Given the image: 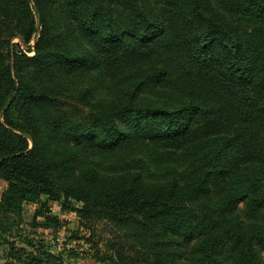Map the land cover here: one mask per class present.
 Listing matches in <instances>:
<instances>
[{
  "label": "trees",
  "instance_id": "obj_1",
  "mask_svg": "<svg viewBox=\"0 0 264 264\" xmlns=\"http://www.w3.org/2000/svg\"><path fill=\"white\" fill-rule=\"evenodd\" d=\"M0 179L5 264L64 263L7 235L50 200L111 264H264V0H0Z\"/></svg>",
  "mask_w": 264,
  "mask_h": 264
},
{
  "label": "rangeland",
  "instance_id": "obj_2",
  "mask_svg": "<svg viewBox=\"0 0 264 264\" xmlns=\"http://www.w3.org/2000/svg\"><path fill=\"white\" fill-rule=\"evenodd\" d=\"M29 54L32 55L33 52ZM6 185L7 182L0 179V198ZM49 206L54 214L60 215L66 221L64 227L55 232L52 228L34 226V213L38 205L34 202H24L22 215L15 218L18 223L7 234L8 239L14 243L13 249L33 251L34 247L30 246L26 239H32L35 243L41 240L45 245L52 246L54 252L63 254V264H111L108 260L100 259L113 254L111 243L120 235L110 222L105 220L97 222L93 225V230L80 229V220L76 211L62 209L61 204L53 200H50ZM42 220L43 217L36 219V221ZM76 235L78 238H74ZM87 237L90 239L87 240ZM10 247L9 243L0 245V264L18 262L15 257L8 254L11 251Z\"/></svg>",
  "mask_w": 264,
  "mask_h": 264
}]
</instances>
